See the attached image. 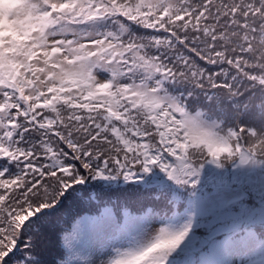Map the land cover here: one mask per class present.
<instances>
[{"label": "snow or ice", "instance_id": "snow-or-ice-1", "mask_svg": "<svg viewBox=\"0 0 264 264\" xmlns=\"http://www.w3.org/2000/svg\"><path fill=\"white\" fill-rule=\"evenodd\" d=\"M256 44L264 0H20L0 30V264H80L82 236L89 264H164L190 225L137 246L147 174L264 157Z\"/></svg>", "mask_w": 264, "mask_h": 264}, {"label": "clouds", "instance_id": "clouds-1", "mask_svg": "<svg viewBox=\"0 0 264 264\" xmlns=\"http://www.w3.org/2000/svg\"><path fill=\"white\" fill-rule=\"evenodd\" d=\"M19 9L20 0H4L3 3H0V19L5 21V28H7L9 20H13L19 15ZM255 47L259 49L258 54L264 56V45L256 44Z\"/></svg>", "mask_w": 264, "mask_h": 264}]
</instances>
